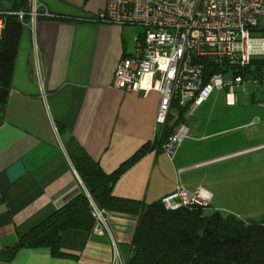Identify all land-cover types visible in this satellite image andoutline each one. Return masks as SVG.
I'll use <instances>...</instances> for the list:
<instances>
[{
  "label": "crops",
  "instance_id": "crops-1",
  "mask_svg": "<svg viewBox=\"0 0 264 264\" xmlns=\"http://www.w3.org/2000/svg\"><path fill=\"white\" fill-rule=\"evenodd\" d=\"M16 1L0 0V14L15 10ZM107 2L39 0L40 10L51 15L38 21L36 31L46 101L34 71L30 31H23L8 102L0 115V253L86 192L64 150L69 141L75 140L106 174H112L160 134L159 92L113 87L119 61L135 53L143 30L89 22ZM233 99L228 95L230 105ZM194 116L185 120L187 126ZM220 122L200 120L188 127L190 137L173 160L163 150L146 154L120 177L113 196L152 204L180 184L191 192L200 187L208 190L212 208L214 195L206 186L219 180L196 173L192 181L188 174L221 158L216 156V143L200 147L222 137L223 131L217 132ZM19 160L27 174L11 184L6 172ZM105 216L107 228L100 233L68 231L62 239L63 256L53 257L48 248L21 249L11 262L0 260V264H111L115 249L127 261L138 219L115 212Z\"/></svg>",
  "mask_w": 264,
  "mask_h": 264
},
{
  "label": "built area",
  "instance_id": "built-area-1",
  "mask_svg": "<svg viewBox=\"0 0 264 264\" xmlns=\"http://www.w3.org/2000/svg\"><path fill=\"white\" fill-rule=\"evenodd\" d=\"M2 14L0 40L5 29ZM16 15L30 31L34 71L41 97L46 101L44 66L36 31L38 21L51 15L40 10L39 0H28V10ZM88 21L143 30L136 39L135 53L119 61L113 87L133 93L159 92L156 124L160 132L166 126L173 129L162 146L170 160L190 137L185 120L194 116L214 91L228 92L258 83L240 72L254 58H264V33H260L264 31L261 29L264 0H108L105 9ZM86 194L90 197L87 191ZM211 201L208 190L200 187L191 192L180 184L161 199L169 211L193 205L209 207ZM91 205L96 219L93 232L100 233L107 228L106 211L93 202ZM111 264L127 261L115 249Z\"/></svg>",
  "mask_w": 264,
  "mask_h": 264
},
{
  "label": "trees",
  "instance_id": "trees-1",
  "mask_svg": "<svg viewBox=\"0 0 264 264\" xmlns=\"http://www.w3.org/2000/svg\"><path fill=\"white\" fill-rule=\"evenodd\" d=\"M27 10L28 0H17L15 10L1 15L5 29L0 40V115L8 102L25 30L16 13ZM240 74L263 83L264 58H254ZM172 133V128L164 127L154 143L144 146L112 174H106L75 140L69 141L65 150L90 197L84 191L79 193L22 235L14 247L1 252L0 260L11 262L21 249L48 248L53 257L63 256L62 239L68 231H93V202L100 210L137 217L127 264H264V216L245 222L231 213L207 214L210 207L205 206L169 211L161 201L144 204L113 196L120 177L146 154L160 152Z\"/></svg>",
  "mask_w": 264,
  "mask_h": 264
},
{
  "label": "rangeland",
  "instance_id": "rangeland-1",
  "mask_svg": "<svg viewBox=\"0 0 264 264\" xmlns=\"http://www.w3.org/2000/svg\"><path fill=\"white\" fill-rule=\"evenodd\" d=\"M264 29V24H261ZM260 33H264L261 31ZM245 89V91H243ZM233 94V105L228 95ZM264 82L248 83L244 87L214 91L189 121L188 127L200 120L219 119L217 132L222 137L203 143L201 148L216 143V156L221 157L206 168L189 173H206L219 180L206 187L214 195L210 214L219 209L223 214H233L245 222L257 221L264 216ZM185 144V143H184ZM184 144L179 150H182ZM194 147L195 150V146ZM189 147V151L193 148ZM185 148V147H184ZM183 148V149H184ZM245 153H241V151ZM240 152V153H239Z\"/></svg>",
  "mask_w": 264,
  "mask_h": 264
},
{
  "label": "water",
  "instance_id": "water-1",
  "mask_svg": "<svg viewBox=\"0 0 264 264\" xmlns=\"http://www.w3.org/2000/svg\"><path fill=\"white\" fill-rule=\"evenodd\" d=\"M9 182L11 184L16 183L27 174V170L22 160H19L12 165L6 172ZM86 191V190H85Z\"/></svg>",
  "mask_w": 264,
  "mask_h": 264
}]
</instances>
